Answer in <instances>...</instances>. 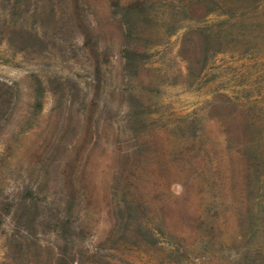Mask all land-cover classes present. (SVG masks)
<instances>
[{
    "label": "rangeland",
    "instance_id": "374dc122",
    "mask_svg": "<svg viewBox=\"0 0 264 264\" xmlns=\"http://www.w3.org/2000/svg\"><path fill=\"white\" fill-rule=\"evenodd\" d=\"M0 264H264V0H0Z\"/></svg>",
    "mask_w": 264,
    "mask_h": 264
}]
</instances>
